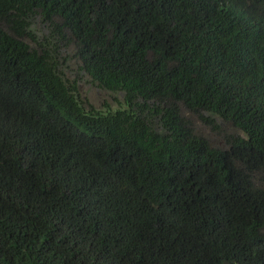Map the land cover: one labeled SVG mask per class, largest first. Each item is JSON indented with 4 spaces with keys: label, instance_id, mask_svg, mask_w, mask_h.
I'll list each match as a JSON object with an SVG mask.
<instances>
[{
    "label": "trees",
    "instance_id": "trees-1",
    "mask_svg": "<svg viewBox=\"0 0 264 264\" xmlns=\"http://www.w3.org/2000/svg\"><path fill=\"white\" fill-rule=\"evenodd\" d=\"M0 264H264V0H0Z\"/></svg>",
    "mask_w": 264,
    "mask_h": 264
},
{
    "label": "rangeland",
    "instance_id": "rangeland-1",
    "mask_svg": "<svg viewBox=\"0 0 264 264\" xmlns=\"http://www.w3.org/2000/svg\"><path fill=\"white\" fill-rule=\"evenodd\" d=\"M36 26L40 27L41 23L38 19H36ZM40 33V32H39ZM73 47L69 48L66 51V55H72L73 54ZM80 64L77 63L76 60L71 59L70 60V66L67 67L68 74L72 77H80V87L81 92L83 95L93 104L95 107H102L105 102L112 105L113 107H116V109L119 108L118 100L123 99L122 93L118 94H111L106 91H102L95 87L89 80V77L84 74V72L79 71ZM117 97V99H115ZM114 109V110H116ZM193 119L196 129L200 132L205 134L206 136L210 137L215 143L220 144L222 143L221 136L217 134V131L212 128V126L206 124L202 119L198 118L197 116H191ZM236 134H242L240 131H234Z\"/></svg>",
    "mask_w": 264,
    "mask_h": 264
}]
</instances>
